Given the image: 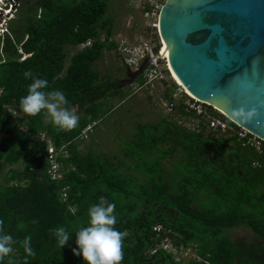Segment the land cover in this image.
Returning a JSON list of instances; mask_svg holds the SVG:
<instances>
[{"label": "trees", "instance_id": "obj_1", "mask_svg": "<svg viewBox=\"0 0 264 264\" xmlns=\"http://www.w3.org/2000/svg\"><path fill=\"white\" fill-rule=\"evenodd\" d=\"M19 2L8 33L0 35V232L14 241L0 264H84L71 252L74 234L87 226L88 207L101 200L114 205V227L126 232L120 264H180L163 248L152 253L165 237L194 247L201 259L186 264H264V145L260 152L203 123L189 127L165 117L136 125L124 159L81 152L83 129L110 112L109 98L123 90L121 78H105L94 67L106 49L118 47L111 0ZM88 41L67 65L69 48ZM33 76L48 81L43 91L60 90L66 107L80 111L76 127L47 122L45 109L29 115L20 108ZM136 81L142 84L143 74ZM165 84L168 98L177 85ZM175 110L193 116L181 103ZM43 132L68 150L60 180L47 173ZM241 225L253 239L226 234ZM58 226L70 238L61 248L51 231ZM25 236L33 255L20 243Z\"/></svg>", "mask_w": 264, "mask_h": 264}, {"label": "water", "instance_id": "obj_2", "mask_svg": "<svg viewBox=\"0 0 264 264\" xmlns=\"http://www.w3.org/2000/svg\"><path fill=\"white\" fill-rule=\"evenodd\" d=\"M159 29L183 86L264 139V0H167ZM150 62L126 68L117 87Z\"/></svg>", "mask_w": 264, "mask_h": 264}, {"label": "rangeland", "instance_id": "obj_3", "mask_svg": "<svg viewBox=\"0 0 264 264\" xmlns=\"http://www.w3.org/2000/svg\"><path fill=\"white\" fill-rule=\"evenodd\" d=\"M139 1L111 0L110 2L108 16L114 21V36L119 43L125 39L133 42L144 34L143 9L141 8L143 2ZM12 11V14L9 15L10 18L16 16V6ZM84 44L69 48L67 65L70 63L72 53L81 49ZM120 57L121 52L118 47L115 50L106 49L103 57L95 62L94 67L105 78L123 79L126 66ZM168 77L175 82L178 88L179 85H183L174 79L172 72L168 71ZM165 89L164 80H155L152 85H142L136 81L123 87L120 95L108 100L107 107L112 105L114 108L107 114L100 115L92 129L87 131L85 139L78 142L80 151L85 152L91 149L97 153H106L117 156L118 159H124L123 146L129 139L133 138L138 123L156 122L166 117L182 122L189 127H195L198 123L195 117L183 118L179 116L176 110L169 112L163 106L162 99H165ZM72 111L76 115L80 114L79 110ZM45 113L46 121H51L46 109ZM16 168H21V164ZM123 170L127 171V166L123 167ZM231 233L239 235L240 239L254 238L253 232L246 226L234 228Z\"/></svg>", "mask_w": 264, "mask_h": 264}, {"label": "built area", "instance_id": "obj_4", "mask_svg": "<svg viewBox=\"0 0 264 264\" xmlns=\"http://www.w3.org/2000/svg\"><path fill=\"white\" fill-rule=\"evenodd\" d=\"M5 5L8 4L7 9H4L0 3V35L8 32L7 17L12 13L13 8L19 6V0H1ZM139 1V0H138ZM142 1L143 19H144V34L131 42L127 39L118 43V49L121 52V60L126 68H130L133 71L138 70L146 59H151L150 65L144 70L142 85L153 84L155 80H164L168 82V71L171 72L169 57L165 52V43L161 37L159 29V18L161 10L167 2V0H140ZM139 1V2H140ZM4 9V12L2 11ZM6 16V17H5ZM91 41L86 42L83 45H90ZM153 81V82H152ZM140 84V83H139ZM175 87L170 97L162 99L163 106L170 112L175 110L178 104L184 106V110L187 113H191L198 120L196 128L199 127V123H203L208 131L216 132L219 134H226L228 136H234L238 139L243 146H250L257 151H262L264 145V139L250 132L248 129L236 124H231L229 119L222 111L218 110L214 106L207 102L195 97L183 86ZM214 110L216 112H214ZM230 120V119H229ZM233 122V121H232ZM95 123L88 124L82 131L80 138H85L87 131H90ZM42 141L47 143V160L49 167L47 173L53 180H60L63 178L62 162L60 158L62 156H68V150L62 146L56 147L55 143L43 132L39 134ZM161 226H156L155 230L160 231ZM158 248H163L165 251L171 253L174 260L180 264H186L192 259H201L193 246L176 245L169 237L163 238L160 243L155 245L152 253H155Z\"/></svg>", "mask_w": 264, "mask_h": 264}, {"label": "clouds", "instance_id": "obj_5", "mask_svg": "<svg viewBox=\"0 0 264 264\" xmlns=\"http://www.w3.org/2000/svg\"><path fill=\"white\" fill-rule=\"evenodd\" d=\"M0 3L4 9H7L8 4L5 5L1 0ZM4 9H2L3 12ZM2 18L1 16L0 21ZM11 18L8 16L7 22ZM24 75L29 76L30 74L25 72ZM47 84V80L33 76L31 83L27 86L26 94L20 98V108L29 115H35L41 109H46L51 121L60 129L76 127L78 117L66 107L68 101L63 92L60 90L43 91L42 89ZM113 209L114 205L112 203L103 200L88 207L87 226L80 227L75 232V247L71 248L72 254L80 256L84 264H120L122 260V238L126 235V232L114 227L116 217L113 214ZM51 231L60 248L70 239L69 233L63 226L55 227ZM13 243L10 234L0 232V258L9 254ZM20 243L28 256L33 255L29 236H25Z\"/></svg>", "mask_w": 264, "mask_h": 264}, {"label": "crops", "instance_id": "obj_6", "mask_svg": "<svg viewBox=\"0 0 264 264\" xmlns=\"http://www.w3.org/2000/svg\"><path fill=\"white\" fill-rule=\"evenodd\" d=\"M241 226H243V225H241ZM237 227H239V226H237ZM237 227H233V228H229V229H227V230H226V234H227L228 236H230L231 238H234V239H240L239 235H233V233H231V230H233L234 228H237Z\"/></svg>", "mask_w": 264, "mask_h": 264}, {"label": "bare ground", "instance_id": "obj_7", "mask_svg": "<svg viewBox=\"0 0 264 264\" xmlns=\"http://www.w3.org/2000/svg\"><path fill=\"white\" fill-rule=\"evenodd\" d=\"M165 52H166V55H168V57H169V53H168V49H167V47H166V45H165ZM170 68H171V66H170ZM171 72H172V76L174 77V79H176L180 84H182L179 80H178V78L176 77V75L174 74V72L172 71V69H171ZM189 92V91H188ZM222 111V110H221ZM225 113V112H224Z\"/></svg>", "mask_w": 264, "mask_h": 264}, {"label": "flooded vegetation", "instance_id": "obj_8", "mask_svg": "<svg viewBox=\"0 0 264 264\" xmlns=\"http://www.w3.org/2000/svg\"><path fill=\"white\" fill-rule=\"evenodd\" d=\"M125 77H126V75H125Z\"/></svg>", "mask_w": 264, "mask_h": 264}]
</instances>
